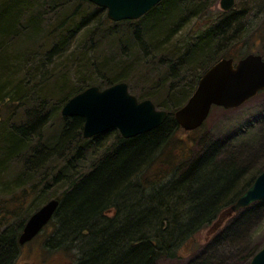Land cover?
<instances>
[{
	"label": "trees",
	"instance_id": "trees-1",
	"mask_svg": "<svg viewBox=\"0 0 264 264\" xmlns=\"http://www.w3.org/2000/svg\"><path fill=\"white\" fill-rule=\"evenodd\" d=\"M212 2L215 4L216 0H165L139 20L112 22L102 8L86 0H78V8L70 14L66 13L70 5L67 0H16V12L9 17L8 23L11 30L0 32V47H3V41L7 43L9 40L20 45L18 41L22 39L17 37L22 33L27 34L28 41L35 42L41 37L52 39L54 36L51 56L66 52L68 41L79 33L82 39H86V49L98 52L103 41L112 42L114 46L116 43L118 49L116 55L110 54L111 57L106 56L108 58L95 55L97 59L88 64V70L97 77L89 78V85L107 88L120 82L127 83L134 72L145 67L149 69L157 60L161 65L158 68H163L164 64L168 66V73L173 75L174 80L184 78L188 72H200L195 78L198 83L201 76L222 56L221 44L228 42L238 31L240 26L237 20L229 13H223L227 18L222 22L208 16L201 26V33L197 34V40L188 45L182 54L180 44L176 48L179 41L174 42L173 37L191 19L206 15ZM85 6L95 7V15L89 16L87 10L81 9ZM57 8L64 10L57 12ZM100 11L102 16L95 19ZM79 18L80 23H77ZM149 18L156 19L160 25L153 29V25H148ZM55 19L58 22L52 23ZM171 44L175 48L170 47ZM29 46L30 50L34 49L32 45ZM223 55V58H227V54ZM7 56L4 60L0 58L4 73L9 70L5 63L12 62ZM58 83L55 90L63 105L72 96L90 87L70 86L65 79L63 86ZM10 84V88L13 87L12 82ZM194 90L195 87L186 92L180 101L173 100L172 103L176 105L172 108L167 100L156 103L158 109L169 113L162 126L131 139L119 136L112 150H99L101 157L98 159H91L90 145L79 144L84 139V119L64 118L62 143L65 146L68 142L78 143L80 148L76 154H70L71 159L64 164L63 182L67 188L54 217L59 222L57 238L51 242L54 244L58 241L59 245H64V237L71 244L75 241L78 254L74 257V264H159L162 258L173 260L178 257L180 246L192 241L200 229L227 220L223 219V214L262 172L264 167L254 172L250 168H242L234 160L219 162L218 148L214 147L212 152L193 160L183 173L167 184L158 186L150 182L146 171L158 156L149 158V162L146 157L153 149L163 150L180 129L174 114ZM140 98L146 100L153 96L147 94ZM43 119L37 120L38 123L33 122L29 130H11L9 136L2 139V155L7 157V162H12V158L18 157L17 154L25 156L26 165H34L32 169L45 162L44 150H36L38 154L33 151L27 135V131L39 128ZM163 142L164 145L160 147ZM18 143L19 150L10 153L9 148L14 152ZM54 145L48 146L52 148ZM118 145L119 150L116 149ZM58 146L60 143L53 150ZM55 155L47 159V166L54 164ZM76 166L80 173L78 179L73 178ZM89 167L91 169L85 172ZM34 192L31 189V193ZM110 210L117 213L108 218L107 211ZM19 236L9 231L0 237V264H10L17 257L21 249ZM257 252L255 250L249 255L250 261ZM201 264L210 263L202 260Z\"/></svg>",
	"mask_w": 264,
	"mask_h": 264
},
{
	"label": "rangeland",
	"instance_id": "rangeland-1",
	"mask_svg": "<svg viewBox=\"0 0 264 264\" xmlns=\"http://www.w3.org/2000/svg\"><path fill=\"white\" fill-rule=\"evenodd\" d=\"M67 1L70 5L66 13L70 14L78 8V0ZM220 1L216 0L215 4L212 2L206 15L191 19L173 37L174 42L179 41L176 48L181 46V54L186 51L188 45L197 40V34L201 33V26L208 16L220 22L227 18L220 9ZM15 4L16 0H0V32L11 30L8 23L9 17L16 12ZM81 9L87 10L89 16L95 15L96 12L95 7L85 6ZM63 10L61 8L57 12ZM263 10L264 0H236L234 9L228 12V15L234 16L240 27L237 34L234 33V37L231 36L228 42L225 41L224 44L221 42L222 56H219V60L223 58V54H227L226 57L241 58L251 53H264V28L262 21L259 20L260 12ZM100 12L95 19L102 16V11ZM150 18L148 25H153V29L157 28L160 25L159 21L157 23L156 19ZM55 22L58 21L56 19L52 21ZM78 22L80 23V18ZM26 35L22 33L17 37L22 39L18 41L20 45H15L9 40L7 43L3 41V47H0V58L4 60L8 54L7 58L12 61L5 63L9 69L5 73L1 71L0 63V98L3 99L0 101V237L9 231H14L19 236L32 214L49 200L63 197L67 188L63 182L64 164L71 159L70 154L78 152L80 145L84 143L90 145L91 159H98L101 157L99 152L102 149L112 150L119 136H122L115 129L92 139H85L82 135L84 139L80 145L68 142L65 146L61 141L64 125L62 109L65 104L59 102L61 97H58L55 90L57 82L60 86L64 85V79L69 81L70 86L81 88L89 85L91 83L89 78L96 75L88 70V64L97 59L95 55L101 58L111 57L110 54L116 55L118 51L116 43L114 46L112 42L109 44L103 41L98 47V52H94L93 49L85 48L86 39H82L78 33L68 41L66 52L50 56L54 48L53 39L56 37L53 36L52 39L41 37L35 42L28 41ZM32 42L35 44H31ZM29 45L34 49L30 50ZM170 47L175 48V45L171 44ZM158 63L157 60L149 69L145 67L134 72L127 84L130 93L139 101H142L140 98L142 95L149 94L153 98L147 99L155 104L167 100L172 108L176 105L172 103L173 100H182L186 92L196 88L195 78L200 72H188L184 78L174 80L173 75L168 73V66L164 64L163 68H158L161 66ZM10 82L13 84L11 88ZM172 82L174 87L170 88ZM52 95L58 98L54 96L52 98ZM37 118L44 119L39 128L27 131L28 141L31 142L33 151L40 148L44 150L42 154H45V162L35 165L32 169L34 165L27 166L25 156L20 154H17L18 157L14 160L12 158V162H7V157L2 155L1 149L4 138L9 136L11 130L16 132L24 128L29 130L28 127H31ZM53 143L55 145L60 143V146L53 150L55 145L50 147ZM120 145L117 146V150L120 149ZM163 145L164 142L160 147ZM214 147L218 148L219 162L234 160L242 168H250L254 172L263 169L264 92L235 109L214 107L206 123L198 130L188 132L180 127L163 150L158 148L159 150L153 149L152 153H148L147 162L155 155L158 157L147 169L146 176L154 185L167 184L183 173L193 160L206 152H212ZM19 148L18 143L14 152H11V148L9 152L15 153ZM6 152L8 153L7 150ZM36 153L38 154V151ZM54 153L56 154L54 164L47 166L49 162L47 159L53 158ZM90 169L91 167L84 171ZM73 171V178L78 179L80 175L78 166ZM31 189H34V194L31 193ZM116 213L114 210L107 211V217H114ZM58 228L59 222L56 219L34 241L21 247L17 257L10 264H74V257L78 254L75 241L71 244L70 240L64 237V245H59L58 241L54 244L51 242L57 238ZM79 241L77 239V243ZM263 247L264 202H258L233 214L224 220L219 228L213 223L200 229L192 241L180 246L178 257L173 260L162 258L159 264H201L202 260H207L210 264H249V255Z\"/></svg>",
	"mask_w": 264,
	"mask_h": 264
},
{
	"label": "water",
	"instance_id": "water-1",
	"mask_svg": "<svg viewBox=\"0 0 264 264\" xmlns=\"http://www.w3.org/2000/svg\"><path fill=\"white\" fill-rule=\"evenodd\" d=\"M107 11L109 20L121 22L138 20L164 0H86ZM235 0H221L220 7L230 11ZM264 91V61L261 56L249 55L236 66L232 59L214 64L200 78L186 104L178 109L174 118L185 131L201 128L214 106L231 110L242 106ZM66 118L84 119L83 136L90 139L116 129L125 139L135 138L162 126L169 117L165 110L157 109L151 100L139 101L125 82L106 89L91 86L72 97L63 107ZM264 200V169L253 184L223 214V219ZM61 201L50 200L27 221L19 238L20 245L32 241L55 217ZM219 224H215L219 227ZM215 228V227H214ZM250 264H264V247Z\"/></svg>",
	"mask_w": 264,
	"mask_h": 264
},
{
	"label": "flooded vegetation",
	"instance_id": "flooded-vegetation-1",
	"mask_svg": "<svg viewBox=\"0 0 264 264\" xmlns=\"http://www.w3.org/2000/svg\"><path fill=\"white\" fill-rule=\"evenodd\" d=\"M262 21V28H264V10L260 12V19ZM237 34V31L235 32ZM251 54H255V55H259L262 57V59L264 60V53H251ZM249 55V54H248ZM248 55H246L245 57H241V58H237L235 57L234 58V65L236 66L241 60H243L244 58H246ZM264 92V91H263ZM262 92V93H263ZM260 94V93H259ZM35 119V118H34ZM37 120H40L39 118H37ZM36 122V121H35ZM38 123V121H37ZM42 123V122H41ZM41 123H40V126H41ZM24 227L22 228V231H23Z\"/></svg>",
	"mask_w": 264,
	"mask_h": 264
}]
</instances>
